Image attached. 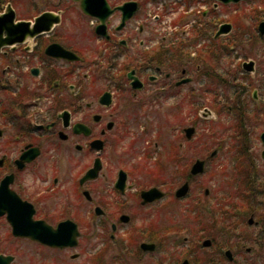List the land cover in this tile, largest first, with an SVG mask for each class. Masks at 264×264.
<instances>
[{"label": "flooded vegetation", "instance_id": "af4514ba", "mask_svg": "<svg viewBox=\"0 0 264 264\" xmlns=\"http://www.w3.org/2000/svg\"><path fill=\"white\" fill-rule=\"evenodd\" d=\"M160 1H94L90 6L96 15L106 17L102 23L101 18L86 15L83 4L76 0H24L23 3L0 0V18L8 14L9 7L15 14L13 21L12 15L4 19L0 28V140L7 134L4 129H21L14 140L20 147L18 153L0 157V264H65V255L77 261L85 250L91 253L87 264H238L232 249L241 244L237 231L243 223L238 222L236 211L243 201L251 211L256 207L264 209V201L258 207L255 200L259 196L264 198V174L262 179L252 176L256 153L249 157L252 161L243 159L249 166L238 165L232 177L234 181L230 178L227 191L220 192L219 213L224 217L220 223L232 227V233L226 234L232 236V246L227 243L231 238L224 241L220 236L218 241V235L208 233L207 227L193 233L188 223L182 229L161 224L165 217L161 211L182 202L190 201V207L199 214L197 218L201 216L202 187L193 191L198 178L191 177L190 171L166 182L165 172L156 175L151 170L111 169L107 157H98L95 151L96 141H101L105 150L114 131L121 128L112 107L116 102L121 103L125 94L137 100L147 89L146 80L151 88L170 87V91L177 92L193 83L194 73L206 76L204 69L198 66L195 70L191 65L190 44L187 53L191 56L186 57L184 63L172 65L176 60L171 57L165 59L166 67L146 63L145 55L154 51L144 52V42H137L133 33L143 34V16L158 15ZM170 1L195 17L207 18L210 12L224 7L214 0ZM173 5L171 10L174 11ZM80 18L89 24L81 27L77 23ZM247 18V34L240 24V16L234 24L225 23L232 26L228 36L235 32L232 50L239 55L244 39L256 54L254 60L237 56L236 80L245 82L235 85L231 102L236 125L241 129L239 138L246 134L251 145V122L253 128H263L254 142L263 148L261 158L264 160V63L260 59L264 58V27L260 28L264 24V0L251 3ZM11 21L15 26L10 25ZM19 23L28 26L20 29L16 26ZM102 25L105 31L100 30L103 34L98 35L97 30ZM95 40L103 51L96 52L91 46ZM86 43L95 52L90 56L84 50H90ZM99 59L107 62V86L100 91L96 90L94 77L101 66ZM131 73L143 84L142 90L132 88ZM185 80L190 81L183 83ZM105 95H110L107 105L101 103ZM221 98L219 103L223 109L230 98ZM44 99H48V106ZM77 126L84 129L76 130ZM57 138L65 144L73 142L77 154L74 157L45 154V146ZM33 151L39 152L38 157H30L33 160L25 162L23 156ZM97 160H101L102 169L96 179H89L87 175ZM186 183L190 186L188 194L177 198V191ZM153 189H159L164 197L144 204L142 194ZM230 189L235 190L228 192ZM208 191L204 192L205 198L211 195ZM134 209L151 212L141 217L144 223L138 230L125 234L124 228L135 218L129 211ZM224 209L232 210L231 218ZM97 210L102 212L101 216L97 215ZM250 213L248 226L257 237L253 241L262 239V244L264 217L257 220L256 214ZM12 223H25L30 227L35 224L37 228L48 226L54 230L72 223L79 232L78 244L75 248H52L17 235ZM181 232L186 234L183 236ZM83 242L86 249L81 250ZM95 242L100 245L103 242V248H96ZM243 248L247 254L254 252L252 248ZM104 253L113 255L114 261L108 262L107 258L104 263ZM259 260L264 264L263 258Z\"/></svg>", "mask_w": 264, "mask_h": 264}, {"label": "rangeland", "instance_id": "374dc122", "mask_svg": "<svg viewBox=\"0 0 264 264\" xmlns=\"http://www.w3.org/2000/svg\"><path fill=\"white\" fill-rule=\"evenodd\" d=\"M16 1L20 3L24 2V0ZM254 1L248 0L237 6L229 5L221 7L214 13L210 12L211 14L207 18H204L186 14L183 12L181 6L173 5L170 0H162L159 3L160 12L158 15L152 17L147 15L143 16V34H138V31H136L133 35L137 42H144V52H155L159 47H164L165 49L168 47L171 49L173 46L176 47L178 45H185L188 48L190 44L191 59H195L198 50H202L201 52L205 54L211 48H215L218 58H216L214 65L204 69L206 76L201 73H194L193 83L190 86L180 89V91L172 92L170 91V87H167L169 90L151 88L149 81L146 80L148 85L147 89L143 94L138 96L137 100L128 96L129 94H125L121 103L116 102L112 107V113L116 117H119L117 119L121 128L114 131L105 151L101 155V157H107V163H109L111 169L151 170L153 173L156 172V175L165 172L167 175L164 178L166 182L172 178L175 180L178 179L179 175H186L196 160H207L205 173L201 177L199 176L195 184H193L195 187L193 191L197 192L198 187H202V204L200 207L202 212L199 217L200 219L197 218L199 214L195 213V208L190 207L189 201L177 205L173 204L164 209L162 208L161 213L165 217L161 221V224L166 223L167 225H173L177 229H182L188 223L193 233H198L200 229L202 231V229L207 227L208 233L218 235V241H220V236L224 241L227 238H231L227 242L230 245L233 244L232 236L226 234L227 232L230 234L232 232L226 227L228 226L227 223H224V225L220 223L224 221L221 220L223 216L219 213L221 207L219 204V200H221L220 192L227 191L225 188L230 178L234 181L232 177L238 165L241 164L243 168L249 166V163L245 160H250L249 157H253L254 153H256L257 157H254L256 165L255 172L252 173V176L257 175L262 179L261 176L264 174V160L261 158L263 148L260 144H255V138H258L259 134L263 132V128H259L260 126L253 128L254 123L251 122L253 141L250 145L248 139H246L248 138L246 134L243 133V139L239 138L241 129L236 125L235 113L231 115V113L229 114L223 110L224 108H221L219 112L213 109L212 101L216 96H218L219 101L220 99L222 100L221 97L225 98V100L230 98L227 100L232 101L231 95H233L232 90L235 85L245 82L242 79L236 80L238 78L235 75L237 56H243L253 60L256 58V54L251 51L250 46L244 39L242 44L243 48L239 50V55L232 50L235 48V43L233 42L235 32L218 41L214 40V36L219 26L225 23L234 24L239 16L241 17L240 24L247 34L249 7ZM172 5L175 8L174 11L171 10ZM77 23H80L81 27L89 24L88 21L81 18L77 20ZM230 43H232V46L227 45ZM224 45L226 48H224ZM85 46L90 49H84L86 52H89V56L95 53L92 51L90 44L88 46V43H86ZM91 46L95 47L96 52L97 50L103 51V48H99L101 46L98 45L96 40ZM138 48L139 44L137 45ZM171 59H173V56H171ZM260 59L264 63V58ZM175 60L177 62L176 58ZM99 61L103 67L100 66L99 72L94 76L96 90L98 91L106 89L105 87L107 86V75L105 73L107 70V62L105 59H99ZM194 68L196 69L198 66H194ZM209 71L221 77V80H224L226 85L220 86L214 82L213 78L208 76L209 74L213 76ZM228 73L229 75L226 81L222 75H227ZM150 75L156 74L151 73ZM206 91L212 92L208 94ZM191 92L193 93L191 94ZM44 103L48 106V99H44ZM204 109L211 110L213 116L211 118H205L203 116L205 113ZM102 115L107 119L105 114ZM189 128L196 129L192 142H188L185 135V130ZM4 130L7 131V134L0 140V157L3 154L11 156L15 152L18 153L20 149V147L14 144V140L20 135L21 129ZM215 151H217V155L211 159L210 156ZM241 151L244 153L243 157ZM44 152L45 154L62 155V157L66 155L74 157L77 154L73 142L65 144L58 138L47 144ZM175 159L176 161L178 159V161H174ZM158 161H161L160 164L157 163ZM161 164L163 168H160ZM231 186L235 188V184ZM205 190L210 191V197H204ZM233 190L235 189H230L228 192ZM255 200L258 203L256 205L260 207L261 205L259 203L264 201V198L259 196ZM247 205V202L243 201L237 211L235 210L239 217V219L237 217L238 222L243 223V225L239 226L240 228L237 231L240 238L239 243L241 244H239V248H235L234 246L232 250L236 255L235 258L238 264H262L259 259H264V242L262 244L260 243L262 239H260V242L253 241L257 237L254 236L255 233L253 230L249 228L248 219L251 216L250 212H252L256 214L257 220H261L264 217V209L257 210L258 208L256 207L251 211L246 208ZM224 211H227L231 218L232 210L224 209ZM129 212L134 213L135 218L130 225L124 228L125 234L138 230L144 223L141 217L147 215L151 210L134 209ZM129 212L127 213L131 216ZM246 214L249 215L246 217ZM214 219L216 221H213ZM180 234L184 236L186 232H181ZM213 236L215 237V235ZM94 244L96 248H100L103 242L101 245L98 242ZM84 245L85 243L83 242L80 247L81 250L86 249ZM244 246L252 248L254 252L247 254L243 248ZM227 248L224 249L227 251ZM81 250L78 252L82 253ZM81 255L77 261L70 259V255H65V264H87L90 260L89 256L91 253H86L85 250L84 254ZM107 258L110 260L108 262L114 261L113 255L107 256L106 254L103 260L104 263H107ZM91 263L94 264L93 262Z\"/></svg>", "mask_w": 264, "mask_h": 264}, {"label": "water", "instance_id": "95a60500", "mask_svg": "<svg viewBox=\"0 0 264 264\" xmlns=\"http://www.w3.org/2000/svg\"><path fill=\"white\" fill-rule=\"evenodd\" d=\"M76 1H79L83 4L82 9L86 15L101 18L100 16L96 15V13L94 12V10L90 6V4L94 1L105 2V0H76ZM215 1L221 2L224 5H229V4H239V3L244 2L246 0H215ZM7 13H8L7 15L0 18V28L4 24L3 23L4 19L8 18L10 15H12V21L15 18V14H14L13 9L11 7H9L7 9ZM105 19H106V17H104V16L101 18L102 23H104ZM12 21H11L10 25L15 26V25H13ZM16 26H18L20 29H24L28 25L26 23H19ZM263 27H264V24H262L260 28L262 29ZM100 30L105 31V26L102 25L98 29V31H97L98 34H102L100 32ZM231 30H232L231 25H223L220 28L219 32L217 33L216 39L220 38L223 35L229 34L231 32ZM262 34H264V29L262 30ZM129 79L131 80V86L133 89H135V90H142L143 89V84L139 81L138 78L133 76V73H131L129 75ZM189 81L190 80H185V81H183V83H187ZM109 96L110 95H108V96L105 95L102 98L101 103L107 105V97L109 98ZM203 116L205 118H208V117L211 118L213 116V114L211 111L206 109ZM75 129L77 130V129H84V128L82 126H77ZM195 132H196L195 128L187 129L185 131L187 139L188 140L193 139ZM0 134H1V132H0ZM263 143H264V135H263ZM95 148L99 151H102L103 150V143L100 141L95 142ZM216 154H217L216 152L213 153L212 157L216 156ZM38 155H39L38 151L27 152L23 156L24 157L23 160L25 162H30L31 160H33V158H30V157H37ZM205 169H206V162L205 161H197L191 169V174H192V176L203 175L205 173ZM100 170H101V163H100V161H97L95 168L89 172V174L87 175V178L96 179L98 177V172ZM3 185H4V188H6L5 184H3ZM188 192H189V184L187 183L177 192V198H179V199L184 198L188 194ZM208 193H209V191H208ZM163 197H164V195L159 189H153L151 191L144 192L142 194V198L144 199V204L160 200ZM97 214L101 215L102 212L97 210ZM124 220H125V222H127L128 218H125ZM12 226L16 230V232H17L16 234L21 235V236L30 237V238H32V240L38 241L44 245L54 247V248L76 247L77 246V240L79 238L77 226L72 224V223L62 224L59 226V228L57 230H53L50 227H46V226H42V228H37V225H35V224H31V227H30L29 224H25V223H12ZM207 244H210V242H207ZM144 248L147 249V248H149V246H144ZM227 255L229 258H231L230 253H228Z\"/></svg>", "mask_w": 264, "mask_h": 264}, {"label": "trees", "instance_id": "16d2710c", "mask_svg": "<svg viewBox=\"0 0 264 264\" xmlns=\"http://www.w3.org/2000/svg\"><path fill=\"white\" fill-rule=\"evenodd\" d=\"M227 45L232 46V43L227 44ZM222 47H223V45H222ZM224 48H226L225 45H224ZM214 50H215V48L209 49L207 52H205L206 55L201 52L202 50H198L196 52L197 56L195 57V59H192V62H191L192 66H199V67H201V69H207L208 67L214 65L216 63V58H218L217 53H216L217 51L216 50L214 51ZM187 52H188L187 51V47L185 45H182V46L178 45L176 47L173 46L171 49H169L168 47L166 49L164 47H159L157 51H155L153 53H150L148 55H145V59H146V63H148V64H153V65H157V66H160V67L161 66H165L166 67L167 66V62L165 63V65H163L164 61H165V59H168L171 56H173V58L177 59V62L176 61L171 62L172 65L179 64V62L184 63V60L186 59V57L190 58V56L192 55L191 53H190L191 54L190 55ZM221 53H223V52H221ZM209 73L213 74V76L210 75V74L208 76H211L213 78V81L218 83V85H220V86L226 85V83H224L225 81L221 80V77L215 75L214 73H212L210 71H209ZM228 75H229V73L227 75H222V77H225V79H226V78H228L227 77ZM226 81H227V79H226ZM209 94H211V93L209 92ZM217 97L218 96H216L213 99L212 107H213L214 110L219 112V111H221L222 106L220 105L219 100H218ZM229 108H232V109L229 110ZM224 110L227 113H229V114L231 113V115L235 112L231 101H229L224 106ZM241 139H243V138L241 137ZM174 161H176V159ZM177 161H178V159H177ZM160 162L161 161H158L157 163L160 164ZM160 168H163L162 164L160 165ZM227 228L231 232V226L229 225Z\"/></svg>", "mask_w": 264, "mask_h": 264}]
</instances>
